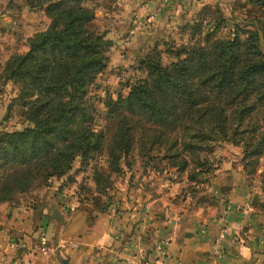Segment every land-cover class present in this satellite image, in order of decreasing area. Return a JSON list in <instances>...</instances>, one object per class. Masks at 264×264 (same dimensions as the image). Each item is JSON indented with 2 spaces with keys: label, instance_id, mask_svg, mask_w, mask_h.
I'll return each mask as SVG.
<instances>
[{
  "label": "trees",
  "instance_id": "1",
  "mask_svg": "<svg viewBox=\"0 0 264 264\" xmlns=\"http://www.w3.org/2000/svg\"><path fill=\"white\" fill-rule=\"evenodd\" d=\"M81 1L46 0L49 28L4 65L2 75L16 86L20 115L29 125L0 131V203L68 174L77 158L82 163L102 158L93 178L104 187L123 168L131 169L134 151L151 167L157 163L153 169L159 173H186L196 184L215 169L209 156L218 142L241 147L247 174L259 165L264 0H249L258 10L252 16L257 29L245 36L232 29L231 36L215 37L214 29L195 26L186 44L153 47L142 61L145 75L126 94L103 100L105 123L99 129L89 89L106 67L107 42L96 31L93 9ZM163 53L172 58L164 62Z\"/></svg>",
  "mask_w": 264,
  "mask_h": 264
},
{
  "label": "crops",
  "instance_id": "2",
  "mask_svg": "<svg viewBox=\"0 0 264 264\" xmlns=\"http://www.w3.org/2000/svg\"><path fill=\"white\" fill-rule=\"evenodd\" d=\"M224 156L200 191L176 192L178 183L151 174L114 211L57 207L58 219L48 198L0 203V264H264V181L239 154Z\"/></svg>",
  "mask_w": 264,
  "mask_h": 264
},
{
  "label": "rangeland",
  "instance_id": "3",
  "mask_svg": "<svg viewBox=\"0 0 264 264\" xmlns=\"http://www.w3.org/2000/svg\"><path fill=\"white\" fill-rule=\"evenodd\" d=\"M45 1L0 0V131L20 130L29 125L20 115L17 88L3 77V68L14 53L27 51L35 34L49 28L51 20L44 11ZM81 5L93 9L96 31L103 33L107 42L104 50L106 67L96 75L89 89V101L96 108V129L105 123L103 100L108 95L115 98L117 94H126L130 84L145 75L142 61L153 47L164 50L167 45L186 44L195 26L204 32L214 29L215 37L224 38L231 36L232 29L240 33L257 29L252 16L258 10L249 0H83ZM202 35L195 34L193 38L201 39ZM171 58L163 53L164 62ZM223 146L229 147L226 150ZM233 153L239 154L242 160L241 147L218 142L209 158L216 163L222 156ZM132 154L131 169L123 168V173L115 176L107 187L96 184L93 178V166L97 161L100 166L102 158L87 163L77 158L68 174L18 194L13 201L33 206L48 198L54 201V208L80 210L92 215L109 203L116 204L124 195L129 199L128 194L141 192L148 186L151 174L178 183L176 192L200 191V185L188 181L186 173L178 175L172 169L168 174L165 170L159 173L153 169L157 168V163L151 167L152 162L146 157L137 151ZM248 172L255 179L264 181V156L259 165L250 166Z\"/></svg>",
  "mask_w": 264,
  "mask_h": 264
},
{
  "label": "built area",
  "instance_id": "4",
  "mask_svg": "<svg viewBox=\"0 0 264 264\" xmlns=\"http://www.w3.org/2000/svg\"><path fill=\"white\" fill-rule=\"evenodd\" d=\"M112 210V211H114L115 210V206H114V204H112L111 206H110V208H109V210ZM39 241H40V245H41V250L42 251H45V242H46V239H45V237H44V235H40V239H39Z\"/></svg>",
  "mask_w": 264,
  "mask_h": 264
},
{
  "label": "water",
  "instance_id": "5",
  "mask_svg": "<svg viewBox=\"0 0 264 264\" xmlns=\"http://www.w3.org/2000/svg\"><path fill=\"white\" fill-rule=\"evenodd\" d=\"M52 215L58 219L62 218V215L60 214L59 210L57 208H53L52 209ZM65 264H69L66 260H65Z\"/></svg>",
  "mask_w": 264,
  "mask_h": 264
}]
</instances>
